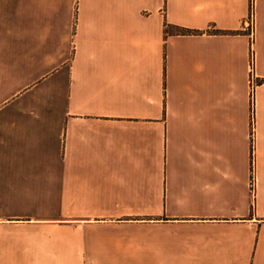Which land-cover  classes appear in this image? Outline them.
Masks as SVG:
<instances>
[{"label":"crops","instance_id":"obj_1","mask_svg":"<svg viewBox=\"0 0 264 264\" xmlns=\"http://www.w3.org/2000/svg\"><path fill=\"white\" fill-rule=\"evenodd\" d=\"M249 14L0 0V264H264V0L254 45Z\"/></svg>","mask_w":264,"mask_h":264},{"label":"built area","instance_id":"obj_2","mask_svg":"<svg viewBox=\"0 0 264 264\" xmlns=\"http://www.w3.org/2000/svg\"><path fill=\"white\" fill-rule=\"evenodd\" d=\"M245 28L248 30L249 35L251 37L252 45H254L255 37H256V0H250V14L245 21ZM256 55L254 50L252 49L250 53V86H251V96H252V113L253 118L255 115L254 105H255V91L258 85V79L256 77ZM252 149L253 154L255 153L254 149V140H252ZM256 176H252L251 180V190L253 195L256 192Z\"/></svg>","mask_w":264,"mask_h":264}]
</instances>
